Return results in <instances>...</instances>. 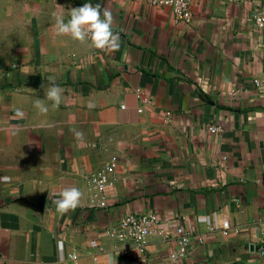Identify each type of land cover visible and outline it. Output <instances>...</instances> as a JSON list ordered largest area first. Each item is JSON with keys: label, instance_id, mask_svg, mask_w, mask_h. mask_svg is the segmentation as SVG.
<instances>
[{"label": "crops", "instance_id": "obj_1", "mask_svg": "<svg viewBox=\"0 0 264 264\" xmlns=\"http://www.w3.org/2000/svg\"><path fill=\"white\" fill-rule=\"evenodd\" d=\"M85 2L0 0V264H264V0H190L187 24L150 0H91L116 51L56 33L53 14ZM113 158L100 205L89 178ZM71 186L80 205L61 214ZM129 212L159 218L141 246L106 232ZM177 226L194 239L172 258Z\"/></svg>", "mask_w": 264, "mask_h": 264}, {"label": "built area", "instance_id": "obj_2", "mask_svg": "<svg viewBox=\"0 0 264 264\" xmlns=\"http://www.w3.org/2000/svg\"><path fill=\"white\" fill-rule=\"evenodd\" d=\"M153 5H159L169 7L174 19L177 22L190 23L192 20V12L190 8V0H150ZM257 20L264 22V16L257 17ZM136 96L138 98V111H142L143 107L149 104L148 98L145 96L142 88L136 89ZM121 107L125 106L121 104ZM170 111H166V116L170 115ZM206 128L214 132L218 130V126L214 124H208ZM116 167L115 158H113L107 164H104L97 172L90 176V183L93 184L97 194L101 197L100 205H104V192L108 187L112 186L115 181L114 170ZM159 218L154 212H129L115 223L110 224L106 232L118 240H125L132 242L136 246H141L144 242V237L151 231L157 230ZM173 237L176 242L175 251L170 254L172 258L182 257L187 252V247L194 239L193 233L184 228L183 226H177L173 229ZM201 241V237H198ZM260 252L264 254V236L260 239ZM74 252L69 253V257L73 258Z\"/></svg>", "mask_w": 264, "mask_h": 264}, {"label": "clouds", "instance_id": "obj_3", "mask_svg": "<svg viewBox=\"0 0 264 264\" xmlns=\"http://www.w3.org/2000/svg\"><path fill=\"white\" fill-rule=\"evenodd\" d=\"M55 31L57 34H70L75 40L84 42L90 40L94 48L116 51L121 46L120 33L113 30V16L110 10L101 11L99 4H93L91 0L79 6L73 7L69 12V18L65 20L63 13H54ZM50 86L45 91V98L52 101L54 107L62 102L63 88L55 83L53 77H49ZM40 113H47L48 105L42 99L33 101ZM94 105L89 104V107ZM20 116L23 111L17 109ZM79 135V134H78ZM10 177H0V180L9 181ZM53 195H57L53 193ZM83 193L78 187H65L58 193V198L53 202L57 210L63 214L74 210L80 205ZM75 259V256H73Z\"/></svg>", "mask_w": 264, "mask_h": 264}]
</instances>
